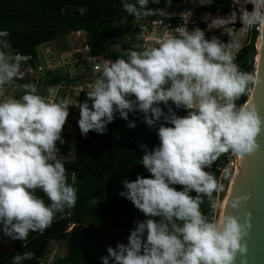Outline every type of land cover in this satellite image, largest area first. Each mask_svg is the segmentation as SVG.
<instances>
[{
	"label": "clouds",
	"instance_id": "1",
	"mask_svg": "<svg viewBox=\"0 0 264 264\" xmlns=\"http://www.w3.org/2000/svg\"><path fill=\"white\" fill-rule=\"evenodd\" d=\"M198 2L203 6L205 0ZM206 2L211 5L212 0ZM250 2L253 9L245 11L242 22L264 29V0ZM149 3L121 0L124 11L137 20L166 15L163 9L149 8ZM77 11L83 15L87 9ZM175 31L178 35L165 32L159 37L158 46L125 51L127 59L103 60L102 74L89 85L87 100L77 101L78 127L85 138L89 132L105 134L117 113L128 121L129 113L140 112L143 122L157 129L160 141L152 150L140 145L144 151L140 162L150 177L124 180L125 190L119 193L146 219L136 222L127 244L107 247L102 264H236L248 253L250 222L241 223L234 215L211 219L202 213L201 204L224 189L206 169L224 154L243 158L260 147V116L250 105L237 104L253 91L256 78L240 69L216 36L208 38L199 27ZM9 36L0 30V92L15 83L29 59L13 52ZM22 87L25 94L20 99L0 102V232L19 241L30 232L43 233L78 199L76 175L72 173L69 183L65 158L57 147L64 143L62 131L70 107L63 100L36 94L32 83ZM58 87L49 86V97L57 95ZM172 105L187 115L178 116ZM128 127L135 128V122ZM37 189L50 204L36 195ZM246 199L237 198L232 208L238 209ZM33 256L17 254L11 264Z\"/></svg>",
	"mask_w": 264,
	"mask_h": 264
},
{
	"label": "trees",
	"instance_id": "2",
	"mask_svg": "<svg viewBox=\"0 0 264 264\" xmlns=\"http://www.w3.org/2000/svg\"><path fill=\"white\" fill-rule=\"evenodd\" d=\"M128 2L135 3L136 0ZM164 6L165 0H160L159 3L150 1L148 5L152 9H162ZM80 8L87 11L81 15L77 11ZM230 8L231 0H212L211 5L206 2L204 6V9L213 12H224ZM132 18L124 11L121 0H0V30L10 33L7 39L13 52L30 54L35 58L38 45L83 31L91 54L126 59L123 53L130 50L128 43L120 50L112 49L111 45L121 41L132 29ZM257 34L253 30L251 41L237 51L235 58L240 68L253 74L254 66L248 60L255 53L253 42ZM61 79L69 81L67 76L57 71L50 82ZM88 92H80L79 102L87 100ZM247 96L248 94L242 96L237 104L243 105ZM161 107L165 112L168 111L163 105ZM172 107L178 116L187 115L183 109L177 110L174 105ZM79 118L78 112V120ZM129 122H135L136 127L129 128ZM76 137L74 160L65 162L68 182H72L73 172L76 175L74 187L78 190V199L75 207L66 209L63 214L58 213L43 233L30 232L25 241L12 240L0 232L3 240L14 243L10 252L11 259L17 254L32 252L33 258L24 260L22 264H40L48 253L50 241L60 240L65 243V251L51 264H102L100 258L108 254L107 247L115 248L117 243L127 244V238L136 222L146 219L143 213L118 192L125 190L123 181L133 175L135 179L138 175L150 177V173L140 162L144 154L140 145H146L149 150L157 147L160 143L157 129L144 123L140 112L129 113L128 121L121 119L117 113L103 135L89 132L85 138L81 135L77 122ZM224 163L222 155L206 171L213 172L218 181L227 182L231 174L228 172L221 175ZM176 187L181 190L180 186ZM215 194L216 192L213 193V200ZM36 195L50 204L42 190L37 189ZM213 200L205 197L201 204L202 213L211 219ZM0 264H3L2 259Z\"/></svg>",
	"mask_w": 264,
	"mask_h": 264
},
{
	"label": "built area",
	"instance_id": "3",
	"mask_svg": "<svg viewBox=\"0 0 264 264\" xmlns=\"http://www.w3.org/2000/svg\"><path fill=\"white\" fill-rule=\"evenodd\" d=\"M179 3L181 10L177 14H168L165 12L166 15L161 16L157 13L156 15L148 16L141 20L133 17L131 20L132 29L124 35L121 41L111 45V48L120 50L123 45L128 43L130 50L142 51L146 47L154 44L158 46L157 40L165 32L178 35L175 31L177 28H188L191 31L193 28L199 27L205 30L208 38L216 36L225 42L227 50L231 52L233 60L236 63L237 51L244 44L251 41L253 30L260 31L255 27H248L241 20L245 11L250 12L253 9L250 0H231V8L224 12H213L210 9H204L206 0L203 6H200L198 0H181ZM247 6H250V8L248 9ZM162 9L165 11L164 8ZM237 23L240 24L239 27L236 26ZM237 31L241 32L244 40L242 42L239 41V43H230L229 37ZM42 44L44 46L43 53L37 50L36 58L30 54H21L18 52L23 56L29 57V59L21 65V76L16 79L15 83L4 86V90L0 92V102H4L9 98L20 99L25 94L22 86L28 83L36 86V94L44 96L51 101L63 100L67 102L70 107V115L62 131V139L65 141V144L58 142L57 147L59 148V155L65 158V162H70L75 157L79 112L77 101L79 102V94L83 90L91 91L89 85L93 84L95 79L102 74L103 60L111 59L114 61L115 59L106 55L91 54L85 41L83 42L82 49L74 47L71 52H65L64 49H60L59 46H54L51 42H44ZM255 53L248 60L253 66L255 63ZM64 63L70 66L71 69L74 68V71L71 72L66 69L62 72L61 69L63 67L61 65ZM240 69L247 72L242 68ZM57 71L67 76L69 81L61 79L57 82H50L52 76ZM47 72L51 74H46ZM78 72H83L84 74H78ZM49 86H59L56 96L49 97L47 92ZM8 91L9 94H7ZM67 136H69V139H66ZM224 158L225 163L221 168V175L228 172L232 174L236 167L238 157L227 153L224 154ZM40 264L45 263L42 261Z\"/></svg>",
	"mask_w": 264,
	"mask_h": 264
},
{
	"label": "water",
	"instance_id": "4",
	"mask_svg": "<svg viewBox=\"0 0 264 264\" xmlns=\"http://www.w3.org/2000/svg\"><path fill=\"white\" fill-rule=\"evenodd\" d=\"M236 26L239 27L240 24L237 23ZM260 34V48L256 45L254 47L255 56L259 55L258 63L256 60L254 63L256 83L252 86L253 91L248 94L251 98L247 96L244 103L255 108L261 118L262 131L257 138L260 147L250 156L238 157L222 212V217L234 215L241 223L247 220L251 224L247 237L248 253L238 257L236 264H264V29H260L258 35ZM240 197L247 199L238 209H233L232 202Z\"/></svg>",
	"mask_w": 264,
	"mask_h": 264
},
{
	"label": "rangeland",
	"instance_id": "5",
	"mask_svg": "<svg viewBox=\"0 0 264 264\" xmlns=\"http://www.w3.org/2000/svg\"><path fill=\"white\" fill-rule=\"evenodd\" d=\"M164 9H165V12L168 14H177L181 10V5L178 1H174V0H171V4L169 5L165 0ZM75 35H78V36L75 37ZM85 38H86L85 34H83L81 32L80 33L76 32V33H71L69 35L57 38V39L53 40L51 42V44H54V46H57L56 44H58L59 48L64 49L66 52V48L70 49L74 44L76 45V47H79L80 49H82V45H83V42L85 41ZM258 38H259V35L254 39V42H253L254 47H255V45L257 47ZM242 40H244V39H243L240 31L235 32L232 36L229 37L230 43H233V42L239 43V41L242 42ZM43 48H44L43 44H40L37 46V50L40 51L41 53H43ZM61 66L63 67L61 69L62 72L65 71L66 69L70 70L71 72L74 71V68L71 69V67L66 65L65 63L62 64ZM7 94H9V91L7 92ZM66 139H69V136H67ZM232 174L229 176L227 182H221L220 181L224 185V189L221 192H218V193L216 192L215 198H214L215 206L212 203V207H213L212 219H214V220L219 219L222 203H223V200H224L226 194L228 193V191H227L228 190V184L231 180L230 178L232 177ZM13 246H14V243L11 240H3L2 236L0 235V259H2L3 264H11L12 259L10 256V252H11ZM64 251H65L64 241L51 240L49 243V247H48V253H47L43 262L45 264H47V263L51 264V262L55 258H57L58 256L62 255L64 253ZM106 255L107 254H105L104 256H106Z\"/></svg>",
	"mask_w": 264,
	"mask_h": 264
},
{
	"label": "bare ground",
	"instance_id": "6",
	"mask_svg": "<svg viewBox=\"0 0 264 264\" xmlns=\"http://www.w3.org/2000/svg\"><path fill=\"white\" fill-rule=\"evenodd\" d=\"M260 44H261V34L259 35V38H258V41H257V48L259 49L260 48ZM258 58H259V55L257 54L256 55V58H255V60H256V62L258 63ZM249 98H251V95H249ZM238 159V158H237ZM237 162H238V160H237ZM231 184V183H230ZM229 184V186H228V192H229V190H230V185ZM228 194V193H227ZM227 194H226V196H227ZM226 196H225V198H224V200H223V203H222V207H221V211H220V215H219V219L220 218H222V212H223V206H224V202H225V200H226Z\"/></svg>",
	"mask_w": 264,
	"mask_h": 264
},
{
	"label": "crops",
	"instance_id": "7",
	"mask_svg": "<svg viewBox=\"0 0 264 264\" xmlns=\"http://www.w3.org/2000/svg\"><path fill=\"white\" fill-rule=\"evenodd\" d=\"M83 33V34H85L83 31H79L78 33ZM78 35H75V37H77ZM72 42V41H71ZM73 43V42H72ZM77 44V43H76ZM74 47H76V45L74 44L70 49H68V48H66V51L67 52H71V50H72V48H74ZM77 138V137H76ZM128 180L129 181H134L135 180V176L133 175V176H131V177H129L128 178ZM120 191V190H119ZM118 193H120V192H118Z\"/></svg>",
	"mask_w": 264,
	"mask_h": 264
}]
</instances>
